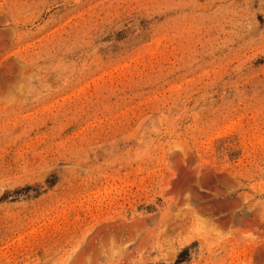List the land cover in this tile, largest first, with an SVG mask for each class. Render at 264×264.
Wrapping results in <instances>:
<instances>
[{"label": "rangeland", "instance_id": "rangeland-1", "mask_svg": "<svg viewBox=\"0 0 264 264\" xmlns=\"http://www.w3.org/2000/svg\"><path fill=\"white\" fill-rule=\"evenodd\" d=\"M0 264H264V0H0Z\"/></svg>", "mask_w": 264, "mask_h": 264}]
</instances>
